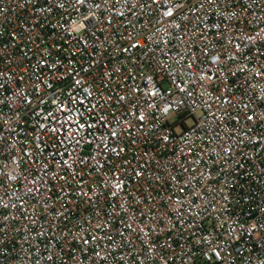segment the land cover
<instances>
[{
  "label": "built area",
  "instance_id": "obj_1",
  "mask_svg": "<svg viewBox=\"0 0 264 264\" xmlns=\"http://www.w3.org/2000/svg\"><path fill=\"white\" fill-rule=\"evenodd\" d=\"M0 264H264V0H0Z\"/></svg>",
  "mask_w": 264,
  "mask_h": 264
}]
</instances>
